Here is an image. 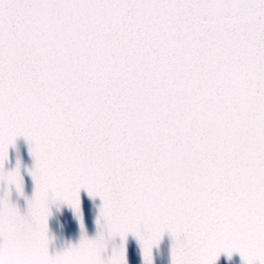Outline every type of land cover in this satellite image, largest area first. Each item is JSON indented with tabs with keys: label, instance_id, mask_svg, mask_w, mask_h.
<instances>
[{
	"label": "snow or ice",
	"instance_id": "snow-or-ice-1",
	"mask_svg": "<svg viewBox=\"0 0 264 264\" xmlns=\"http://www.w3.org/2000/svg\"><path fill=\"white\" fill-rule=\"evenodd\" d=\"M31 146L24 215L0 199V264H264V0H0V183ZM104 202L108 236L51 255L49 201ZM10 195V193H9ZM81 227L83 221L81 217Z\"/></svg>",
	"mask_w": 264,
	"mask_h": 264
},
{
	"label": "water",
	"instance_id": "water-1",
	"mask_svg": "<svg viewBox=\"0 0 264 264\" xmlns=\"http://www.w3.org/2000/svg\"><path fill=\"white\" fill-rule=\"evenodd\" d=\"M19 168L23 179V194L15 185L9 188L7 183H0V199L9 198L10 203L17 207L24 215L28 213V202L34 197L36 184L32 172L36 168V161L31 153L28 141L20 137L15 145L9 148L8 160L5 163L6 172H14ZM10 193V195H9ZM81 214L77 216L74 209L67 203L50 199V216L48 218V235L50 240L49 251L51 255L63 253L72 247H78L86 237L97 239L101 234L108 236L107 228L101 220V209L104 202L100 197H92L86 189L80 192ZM81 217L83 228L81 227ZM126 247L127 264H145L142 246L136 236L129 234L126 242L119 236L108 241L104 252L105 261L109 260L114 251ZM174 241L171 235L165 234L157 247L152 250L153 264H173ZM216 264H244L239 253L231 258L221 254Z\"/></svg>",
	"mask_w": 264,
	"mask_h": 264
}]
</instances>
